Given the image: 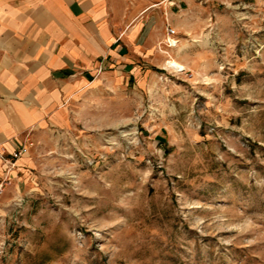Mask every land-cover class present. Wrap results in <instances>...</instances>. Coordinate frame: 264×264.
I'll return each instance as SVG.
<instances>
[{
	"label": "rangeland",
	"instance_id": "obj_1",
	"mask_svg": "<svg viewBox=\"0 0 264 264\" xmlns=\"http://www.w3.org/2000/svg\"><path fill=\"white\" fill-rule=\"evenodd\" d=\"M198 1L3 169L0 264H264V0Z\"/></svg>",
	"mask_w": 264,
	"mask_h": 264
},
{
	"label": "crops",
	"instance_id": "obj_2",
	"mask_svg": "<svg viewBox=\"0 0 264 264\" xmlns=\"http://www.w3.org/2000/svg\"><path fill=\"white\" fill-rule=\"evenodd\" d=\"M198 2L0 0V144L11 154L67 125L90 91L139 76L133 63L150 57L146 45L170 23L171 3L191 11Z\"/></svg>",
	"mask_w": 264,
	"mask_h": 264
},
{
	"label": "built area",
	"instance_id": "obj_3",
	"mask_svg": "<svg viewBox=\"0 0 264 264\" xmlns=\"http://www.w3.org/2000/svg\"><path fill=\"white\" fill-rule=\"evenodd\" d=\"M172 34H174L173 31H171ZM33 144L29 141L26 143V145H23L18 150L14 151L11 154H8L6 152V149L3 147V145L0 144V162H2L7 169L13 170L17 166V162L25 155L29 153V147ZM8 185L7 181L5 179H2L0 181V199L2 198L5 188Z\"/></svg>",
	"mask_w": 264,
	"mask_h": 264
},
{
	"label": "bare ground",
	"instance_id": "obj_4",
	"mask_svg": "<svg viewBox=\"0 0 264 264\" xmlns=\"http://www.w3.org/2000/svg\"><path fill=\"white\" fill-rule=\"evenodd\" d=\"M170 42H171L172 46H176V44H175L174 42H172V41H170ZM170 66H171L173 69L177 70V71L183 70V67H182L181 65L177 64L175 61L171 62ZM170 66H169V67H170ZM25 156H26V155H25ZM23 157H24V156H23Z\"/></svg>",
	"mask_w": 264,
	"mask_h": 264
}]
</instances>
